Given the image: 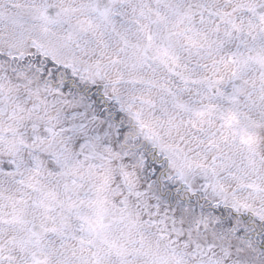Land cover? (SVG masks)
I'll return each instance as SVG.
<instances>
[{"label":"snow or ice","instance_id":"obj_1","mask_svg":"<svg viewBox=\"0 0 264 264\" xmlns=\"http://www.w3.org/2000/svg\"><path fill=\"white\" fill-rule=\"evenodd\" d=\"M0 264H264V0H0Z\"/></svg>","mask_w":264,"mask_h":264}]
</instances>
